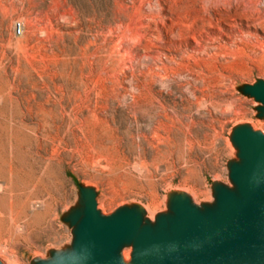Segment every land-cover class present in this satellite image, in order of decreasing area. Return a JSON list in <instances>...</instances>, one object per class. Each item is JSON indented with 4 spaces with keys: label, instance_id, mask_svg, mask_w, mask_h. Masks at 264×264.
I'll return each mask as SVG.
<instances>
[{
    "label": "rangeland",
    "instance_id": "374dc122",
    "mask_svg": "<svg viewBox=\"0 0 264 264\" xmlns=\"http://www.w3.org/2000/svg\"><path fill=\"white\" fill-rule=\"evenodd\" d=\"M135 1L0 0V178L10 181L12 159V186L20 194L35 181L38 204L17 225L0 193L2 264L71 257L90 209L104 220L138 211L141 226L144 219L159 231L170 228L182 200L206 214L222 191L239 193L232 172L245 159L236 141L246 131L264 135V101L252 92L264 84V57L247 52L204 71L212 80L196 86L206 102L189 109L184 98L196 101L179 88L189 80L179 79V66L159 71L145 60L159 51L179 62V27L165 42L154 31L147 41L128 36L131 56L119 48ZM179 5L163 18L191 21L183 14L199 9L194 0ZM148 22L155 28L160 20ZM134 251L127 242L115 254L125 264Z\"/></svg>",
    "mask_w": 264,
    "mask_h": 264
},
{
    "label": "water",
    "instance_id": "95a60500",
    "mask_svg": "<svg viewBox=\"0 0 264 264\" xmlns=\"http://www.w3.org/2000/svg\"><path fill=\"white\" fill-rule=\"evenodd\" d=\"M252 92L264 101V84ZM237 142L245 159L232 172L239 196L222 191L218 209L206 214L182 200L169 232L144 229L139 235L134 212L104 220L90 209L74 254L58 264H122L115 253L136 236L134 264H264V135L242 132Z\"/></svg>",
    "mask_w": 264,
    "mask_h": 264
},
{
    "label": "bare ground",
    "instance_id": "6f19581e",
    "mask_svg": "<svg viewBox=\"0 0 264 264\" xmlns=\"http://www.w3.org/2000/svg\"><path fill=\"white\" fill-rule=\"evenodd\" d=\"M194 2L199 5L196 15L191 17L188 16V12H185L183 16L190 18L191 21L180 23L178 17L174 21V18L164 15L165 22L162 16L164 12L166 14V12L172 13L178 9L180 10L179 0H136L132 6H126V10L130 13L129 24L126 23L128 19L127 15L121 21V25L127 24L126 29L123 30L118 38L119 48L125 54L131 56V48L129 50L124 45L126 38L132 37L131 39L139 42L142 39H146L147 41L149 39L148 32L154 31L157 33L158 41L165 42L163 36L166 38L175 36V33L170 31L172 26L179 27V41H181L179 44H184L185 46H179V62L175 60V57L167 56L166 53L159 51L156 59L148 56L145 60L147 61V65H152L151 68L154 66L159 71H175L173 67L179 66V79L185 76L189 79L185 82L184 86L182 85L179 88H186V92L196 101L191 102L188 98H184L185 102L190 106L189 109L193 108V106L202 107L206 102L205 98L198 97L200 90L196 86L198 82L203 84L210 79L212 80L204 71L211 73L213 70L218 69L222 61H226L225 64H222L225 67L230 63L227 62L228 58L244 57L247 55V52L264 57V0H194ZM153 4L157 9L156 12L150 11L149 13L152 12L150 15L147 12L145 13V6L152 7ZM156 19L160 20V22L155 24V28H153L148 20ZM145 21L147 24L144 23ZM160 26H162V29H160ZM148 43L151 44V41ZM151 58L154 61H151ZM157 60H159L161 66L155 63ZM171 65L174 66L170 67ZM155 75L161 80L165 79L161 73ZM207 87L209 88L210 86ZM237 145L241 151V146L238 142ZM17 168L16 163L11 159L8 163L10 181L7 183L0 178V193H7L5 197L9 200L8 213L11 219H17L18 225L24 223L23 219L28 218L26 209L38 204L35 205L36 201H32L37 186L35 185V181L25 187L20 194L12 186L11 180ZM235 194L239 196L238 192ZM22 197L25 198L24 202L21 201ZM18 199H20L19 203ZM134 213L139 216L138 211ZM139 218L140 228L137 235L144 229L152 228L150 227L152 226L150 222L144 219L141 226V217L139 216ZM166 231L169 232V229ZM136 237L131 240L126 239L122 245L127 242L135 245ZM123 260L125 264H134V255L131 258L125 254Z\"/></svg>",
    "mask_w": 264,
    "mask_h": 264
},
{
    "label": "built area",
    "instance_id": "2783aa9c",
    "mask_svg": "<svg viewBox=\"0 0 264 264\" xmlns=\"http://www.w3.org/2000/svg\"><path fill=\"white\" fill-rule=\"evenodd\" d=\"M23 25L21 22H16L14 25V33L17 36H20L22 34Z\"/></svg>",
    "mask_w": 264,
    "mask_h": 264
}]
</instances>
